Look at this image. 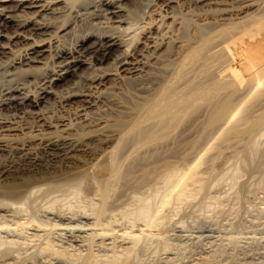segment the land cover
<instances>
[{"label": "bare ground", "instance_id": "6f19581e", "mask_svg": "<svg viewBox=\"0 0 264 264\" xmlns=\"http://www.w3.org/2000/svg\"><path fill=\"white\" fill-rule=\"evenodd\" d=\"M181 2L166 0L164 5H158L157 0H0V151L21 161H0V180L22 181L18 186H14V182L11 188L2 186L6 197L0 199V210L8 207L26 213L37 196L41 199L43 194L55 192L56 195L63 190L78 198L84 191L93 190L99 196V204L95 205L91 199L94 206L91 204L90 215L86 214L89 211L78 216L49 210L47 214H53L51 217L57 221V226L70 237L82 223L88 226L86 230H92L91 236L72 242L91 243L97 237L104 242L109 236L105 234L107 230L102 221L110 209H121L122 215H133L135 221H150L153 211L150 200L141 199L142 196L135 200L139 198L135 197L138 193H133V197H129L131 201L125 198L136 202V206L131 208L134 203L126 202L130 208L124 205L123 210L117 200L118 194L135 187L138 179H150L154 175L156 178L151 162L163 158L158 149L178 140L191 141L195 134L204 139L217 125L237 124L242 112L240 107L264 91V0H185L188 5ZM172 3H178L181 12L177 13ZM192 16H197L193 22L197 35L192 41H186L182 36H189ZM68 39H72V43L65 45ZM105 61H108L107 66L102 67ZM82 63L88 65L90 72L80 75L66 92L53 90L56 80L76 72ZM155 69L161 74L154 73ZM123 72L126 75L121 76ZM110 75L122 82L137 84L145 94L127 114V120L91 129L94 120L89 110L108 95V91L99 86ZM151 81L158 83L156 88H151L153 91L146 85ZM88 88L94 91L87 92ZM50 94L60 97L63 103L74 97L90 100L79 108L75 121L62 119L53 125L48 114L52 103L39 111L34 110ZM28 118L34 120L33 126L26 127ZM185 121L188 123L186 131L183 132V128V133L175 135ZM201 125L203 129H195ZM263 127V121L254 122L251 135L262 132ZM25 129L29 131L24 134L26 140L23 138V141L6 133ZM112 139L114 145L98 154L99 161L103 162H94L59 176L48 173L59 165L70 169L81 156L87 157L92 151L91 142L104 145ZM256 144L257 139L252 136L251 142L244 145L249 157L258 154ZM178 173L170 169L161 172V177L169 184ZM157 176L159 178L160 174ZM143 182L145 187L148 182ZM74 207L70 203L68 210ZM139 239L137 233L130 237V251L137 248ZM13 243H17L16 239L6 242L10 246ZM50 243L41 251L50 252L57 261L66 257V248L63 251ZM12 249L4 247L3 254L14 253ZM75 253H69V257L77 264L98 262V256L92 251L95 256ZM121 257L114 255L112 264H120ZM121 261L123 264L125 259ZM243 261L241 264L245 263Z\"/></svg>", "mask_w": 264, "mask_h": 264}, {"label": "rangeland", "instance_id": "374dc122", "mask_svg": "<svg viewBox=\"0 0 264 264\" xmlns=\"http://www.w3.org/2000/svg\"><path fill=\"white\" fill-rule=\"evenodd\" d=\"M184 1L182 0L181 3H184ZM157 2L159 3L158 5H164L166 0H157ZM184 4L186 5L187 2ZM172 6L177 13L181 12L178 3H172ZM182 7L184 8L185 6ZM203 8L209 7L204 6ZM192 18L190 17L192 24L190 23L189 25V36L185 37L181 33L184 36H182V39L185 38L184 40L186 41H192L197 35L194 24L197 16H192ZM210 21H214L213 18H210ZM187 33H185L186 36L188 35ZM70 43H72V39H68L65 45H70ZM107 63L108 61H105L101 66H107ZM156 71L157 75L161 74L156 69L154 73ZM87 72H90L88 65L82 63L77 67L76 72L66 75L64 79L56 80L53 90L56 92H66V89L72 86L80 75ZM122 75L124 76L126 73L123 72ZM117 78L114 75H110L103 81L104 84L99 86L100 89L107 90L108 95L105 96L106 98L103 97V100H100L95 107L89 110L90 118L92 117L91 120H94L92 121V127L94 128L91 129H98L104 124L107 126L108 124H116L118 121L122 122V120H127V114L132 108H135L134 106L140 102L141 96L145 94V92L140 91L137 84L122 82ZM146 85L150 91H153L158 86V83L157 81H151ZM152 87L154 88L151 89ZM92 91L89 88L87 90V92ZM259 93L251 97L250 103L247 102L244 106H241L242 108L240 107L242 117L239 115L241 118H237V124H231L232 126L217 125L211 130L212 132L210 131L209 136L204 139L199 137L198 134H195L194 137L192 136L191 141L178 140L173 143L171 142L172 144L170 143L169 146L171 148L166 146V148L163 147V151L161 148L158 149V153L163 158L151 162L152 169H155L153 175L156 174L157 179L154 178L155 175L150 179H138L136 182L139 185L136 183L137 185L133 187L135 188L134 190H132L133 188H127L124 192L121 191L122 193L120 192L118 194L119 199L117 198V205L122 210L123 207L125 208L124 205L130 208V205L127 206V203H134L131 205V208L134 205L136 206V202H129L131 201L130 198L133 197V193L134 195L138 193L135 197L138 195L139 198L135 200L140 199L141 196V199L145 198L148 201L150 200L149 202H152L151 211H153H150L151 218L148 223L139 220L135 221L133 215H130L131 217L129 215H122L121 209H110L109 211L112 215H109L110 212L107 211L108 214L105 215L106 217L102 221V225L104 223V229L107 230L103 229V232L106 231L105 234L109 236L108 239L103 242L101 238L97 237L91 243H82V241L72 242L75 239L81 240L84 239L83 237L91 236L92 230L87 229V231V225H84V223L79 224V229L71 233L73 235L71 238L68 236L70 235L69 233L64 234V231L60 229L61 227L57 226V221L52 218L53 214H47V212L54 211L58 213L65 211V213L70 215L75 214L79 216L82 213L85 215V211H89L86 214L90 215V211L92 212L90 208H92V205L94 206L93 203L96 202L95 205L99 204V196H96L97 194L93 190H90L92 192L89 190L84 191L78 198L67 194L63 190L57 191L58 193L56 192V195L55 192L43 194L44 198L41 197L40 199L37 196V199L28 206L29 208L26 210V213L25 211L22 213L18 212L16 209L10 210L8 207H3L5 209L0 210V256L3 255V257H0V263L15 264L14 262L17 261L16 264H77L74 260H70L71 257L69 256L73 252H76L75 254L79 252L83 255L91 254L95 256L94 254H96L98 256V262L91 261L90 264H112L115 261L112 260L115 259L113 258L114 255L116 258L117 256L119 258L122 256L120 262L122 263L121 260L124 261L125 259L126 262L128 261L126 264H208V262H211L210 264H241L243 260L245 262L243 264L250 262V264H264V127L261 130L262 132L257 131L252 135L250 133L254 122L260 120L264 122V96H261V93L264 95V91L262 90ZM88 100L90 99L85 97H74L70 101L63 103L60 97L56 98L55 95L50 94L40 106L34 107V110L39 111L48 106L49 103H52L53 105L50 107V112L48 113L51 117L49 121L53 125H57L62 119L75 121L79 112L78 110H80L79 108L87 105L86 101ZM247 104L250 107L245 109L248 106ZM33 121L31 118L26 119V127L33 126L35 124ZM183 124L184 127L180 125L175 135L186 131L188 123L185 121ZM201 127L202 125L200 128L196 126L195 129L201 130L204 128ZM182 129L184 130L183 132ZM28 131L29 129H25L23 131L6 133H9L11 138L23 141L26 140L24 134ZM252 136L257 139L258 145L256 144V150L258 149V154L249 157V154H246L244 151V145L251 142ZM113 139V142L110 141L111 143L109 142L104 145L100 142H91L89 144L91 146L88 147L92 151L87 157L81 156L78 159L79 162L77 161V164L75 163L70 166V169H67V166L59 165L56 169L49 170L50 172L48 173L59 176L74 169L82 168V166L85 168L86 166L93 165L94 162H103L102 160L99 161L98 154L102 149H110L115 143ZM97 143L99 145H96ZM13 156L10 153L0 151V161L7 162L14 160L18 163L21 162ZM154 161H156L155 163L158 162V164L156 165ZM74 165L77 167L75 168ZM158 169L161 172L171 169L179 173L175 179L167 184V181L161 177V172ZM139 173L141 174V172ZM158 173L161 178H158ZM36 175L38 176L40 174ZM24 177L26 178L27 176L25 175ZM149 180L152 181V184ZM143 181H145V184L148 182V187L147 185L143 187ZM19 182L22 183L21 179L0 180V187L2 188H0V199L6 197L3 187L6 189L7 187H13V185L18 186L20 185ZM139 186L140 189H138ZM64 197H66L65 199L67 201ZM125 197H130L129 201ZM91 199H94L93 203ZM121 201L125 203L121 205ZM53 202L56 203L53 204ZM70 203L76 206V208L74 207L73 210H68ZM27 211L31 213L29 212V214ZM32 218L38 219L33 221L35 219L31 220ZM92 221L93 219H91ZM80 227H83V230ZM136 233L140 238L139 243L137 244V248L135 247L136 251L135 248L130 251L129 239L131 236L136 235ZM230 238L232 239L230 240ZM14 239H16V244L13 243L11 246L10 244H6V242L14 241ZM48 240H51L54 244L56 243L55 246ZM48 243H50V246H54V248L56 245L58 249L62 250L63 248V251L66 248V257L64 256L65 258L63 257L57 261L55 259L56 257L50 252L41 251ZM44 244L45 246H43ZM59 244L60 246L58 247ZM167 245L169 246L167 247ZM6 246L11 247V249L13 246L12 251L14 253L11 254L12 256L14 254L16 256L12 257L11 254L5 256L3 249L4 247L7 248ZM67 250L70 252H67ZM88 251H90V254H88ZM122 252L123 255H121ZM216 252L218 254H214ZM128 253L131 257H129ZM5 257L8 259H5ZM211 257L213 258L211 259ZM124 262L123 264H125ZM114 264H117V262H114Z\"/></svg>", "mask_w": 264, "mask_h": 264}]
</instances>
